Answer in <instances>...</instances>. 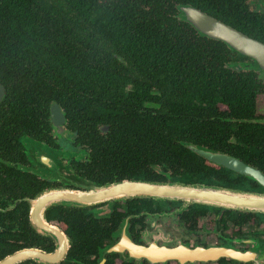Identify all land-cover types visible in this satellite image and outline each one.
Returning <instances> with one entry per match:
<instances>
[{"label": "flooded vegetation", "instance_id": "flooded-vegetation-1", "mask_svg": "<svg viewBox=\"0 0 264 264\" xmlns=\"http://www.w3.org/2000/svg\"><path fill=\"white\" fill-rule=\"evenodd\" d=\"M246 7L264 23V0ZM234 55L228 67L253 71L259 88L253 117L227 118L242 129L229 125L218 147L198 143L194 129L165 130L172 114L155 85L65 83L13 99L1 84L0 264H264V212L173 195L197 186L264 194L257 179L199 153L232 157L264 177V77ZM125 183L168 191L92 204L54 196ZM209 249L246 259L203 258Z\"/></svg>", "mask_w": 264, "mask_h": 264}, {"label": "trees", "instance_id": "trees-1", "mask_svg": "<svg viewBox=\"0 0 264 264\" xmlns=\"http://www.w3.org/2000/svg\"><path fill=\"white\" fill-rule=\"evenodd\" d=\"M181 5L264 43L262 16L246 0H0L6 97L30 98L35 88L55 94L65 83L155 85L172 114L165 130L194 129L198 143L218 147L236 126L227 118L253 117L259 85L253 71L228 67L238 53L195 31Z\"/></svg>", "mask_w": 264, "mask_h": 264}, {"label": "water", "instance_id": "water-1", "mask_svg": "<svg viewBox=\"0 0 264 264\" xmlns=\"http://www.w3.org/2000/svg\"><path fill=\"white\" fill-rule=\"evenodd\" d=\"M181 18L189 23L200 35L212 40L223 42L232 51L249 57L253 60L250 68L259 73H264V43L248 37L237 29L211 17L201 10L192 6H178ZM5 89L0 83V100L4 96ZM199 153L207 159L236 170L242 174L257 179L264 184V177L258 171H255L236 159L212 152L199 150ZM166 187H155L144 183H125L122 185L99 188L90 193L76 194L74 192H61L55 194V197H65L64 200L76 202L77 204H92L109 200L111 198H126L134 195H161ZM172 189L170 191H175ZM180 195L189 202L199 203L209 207L234 208L251 212H264V194H245L238 191H229L217 187L197 186L192 189L184 190L180 193L174 192L173 195ZM46 199V197L44 198ZM40 212V209L38 213ZM203 258H217L222 255H228L238 260H245V255L234 254L225 249H209L200 253ZM20 256V255H18ZM18 256L10 258L16 259ZM52 257L44 256V260Z\"/></svg>", "mask_w": 264, "mask_h": 264}, {"label": "rangeland", "instance_id": "rangeland-1", "mask_svg": "<svg viewBox=\"0 0 264 264\" xmlns=\"http://www.w3.org/2000/svg\"><path fill=\"white\" fill-rule=\"evenodd\" d=\"M256 71V70H255ZM257 72V71H256ZM260 77H264V73H260Z\"/></svg>", "mask_w": 264, "mask_h": 264}]
</instances>
